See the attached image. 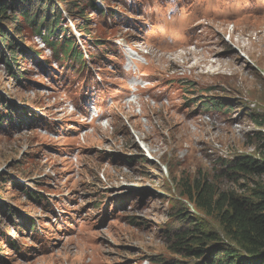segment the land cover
<instances>
[{"label": "rangeland", "instance_id": "rangeland-1", "mask_svg": "<svg viewBox=\"0 0 264 264\" xmlns=\"http://www.w3.org/2000/svg\"><path fill=\"white\" fill-rule=\"evenodd\" d=\"M90 1L51 0L70 15ZM183 1L188 16L168 48L151 37L142 0H98L108 19L86 6L72 17L87 33L76 31L78 50L97 59L84 71L82 57L59 62L30 28L16 38L12 20L0 21L25 49L14 77L0 46V264H187L167 250L166 231L180 205L204 215L181 186L240 194L264 184V173L220 178L233 158L261 160L264 127L249 115L264 117V12L255 0H233L246 17L230 0L225 17L210 11L214 0Z\"/></svg>", "mask_w": 264, "mask_h": 264}, {"label": "trees", "instance_id": "trees-1", "mask_svg": "<svg viewBox=\"0 0 264 264\" xmlns=\"http://www.w3.org/2000/svg\"><path fill=\"white\" fill-rule=\"evenodd\" d=\"M60 4L62 9H58L51 0H0V21L7 26V22L12 20L13 33H19L23 25L27 26L33 34L40 37L42 42L52 49L55 57L62 54L59 60L67 62L68 55L64 53L77 49L72 37L68 38V41L65 40L64 44L59 41L65 35L63 22L68 32L66 19L74 21L72 17L78 15L84 19L83 9L86 6L93 8L102 17L107 18L111 15L108 14V8L96 6L93 0L81 6L72 4L75 10L74 15L68 13L70 8L67 3L61 2ZM8 12H10L9 16H7ZM15 13L18 18L20 17L19 22H15L17 20L13 16ZM2 27L0 23V46L5 45L9 51L10 63L8 62L7 67L9 73L13 74L12 67L17 65L18 60L16 56L19 53L25 54V49L17 44L13 35L8 36L9 31ZM77 28L79 29L78 26ZM80 33L87 34L82 30ZM14 35L16 38L19 37L15 33ZM52 37L55 42L50 44L47 41ZM35 58L37 56H33V59ZM13 76L15 77V73ZM210 103L215 109L223 112L229 111L227 108L224 110L218 102ZM249 116L256 125L264 127V123L258 122H263L262 115L251 114ZM257 136H263L261 140H255L259 143L257 150L261 160L256 161L242 156L233 158L224 166L225 169L220 171V178L226 176L237 183L241 177H254L264 173V135L259 132L255 135ZM220 178L216 177V180ZM192 188L194 190L184 183L179 194L185 197V200L195 209L202 212L204 218L194 217L186 207L180 205V210H176L173 214L176 218L174 222L176 228L166 231L168 233L167 250L187 261V264H264V184L255 182L254 187L247 186L240 194L219 190L208 182L197 183ZM9 214L10 212L6 211L8 220H11ZM212 222L217 228L212 226Z\"/></svg>", "mask_w": 264, "mask_h": 264}]
</instances>
